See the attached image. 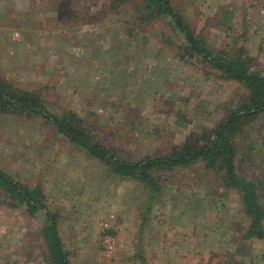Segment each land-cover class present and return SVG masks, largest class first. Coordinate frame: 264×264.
Listing matches in <instances>:
<instances>
[{"label": "rangeland", "instance_id": "obj_1", "mask_svg": "<svg viewBox=\"0 0 264 264\" xmlns=\"http://www.w3.org/2000/svg\"><path fill=\"white\" fill-rule=\"evenodd\" d=\"M170 2L207 50L240 54L264 74V0ZM140 8L137 0H0V80L55 115L74 113L119 158L147 160L212 138L246 89L192 50L168 17L143 20ZM242 126L236 172L264 203V115ZM0 169L44 204L32 211L0 185V264H50L48 216L69 264H113L125 259L120 230L137 215L117 228L108 216L138 211L147 225L161 217L173 238L194 242L190 258L200 264H264V239L243 237L240 191L203 161L152 169L147 186L112 173L41 114L7 105Z\"/></svg>", "mask_w": 264, "mask_h": 264}, {"label": "trees", "instance_id": "obj_2", "mask_svg": "<svg viewBox=\"0 0 264 264\" xmlns=\"http://www.w3.org/2000/svg\"><path fill=\"white\" fill-rule=\"evenodd\" d=\"M125 1V0H114ZM127 1V0H126ZM140 2L141 19L153 20L158 16H166L176 27L182 30L190 48L199 53L214 69L223 76L231 78L246 89V94L229 110L225 118L213 130L212 138H205L203 142L193 141L185 144L166 155L147 160L130 161L119 158L115 152L93 142L92 136L83 127L81 119L69 112L61 116L49 112L42 106L38 97L25 90L17 89L12 84L0 80V106H17L28 109L41 116L71 140L84 146L88 153L110 168L112 173L122 177H130L151 186L153 177L150 171L155 168L171 169L175 166L187 165L196 161H203L209 171L214 172L222 180L225 187L236 188L240 191L241 203L245 216L249 218V225L243 235L244 238L264 239V203L257 194L255 185L237 175L235 167L236 138L242 132L243 124L253 118L264 115V74L254 69L248 58L240 54L228 56L214 54L207 50L203 43L195 37L181 15L173 8L170 0H137ZM243 123V124H242ZM189 142V141H188ZM186 142V143H188ZM0 185L13 197L25 202L32 211L44 206L39 191L15 181L10 175L0 169ZM45 236L52 255L50 264H69L62 249L56 232L53 218L47 217Z\"/></svg>", "mask_w": 264, "mask_h": 264}, {"label": "crops", "instance_id": "obj_3", "mask_svg": "<svg viewBox=\"0 0 264 264\" xmlns=\"http://www.w3.org/2000/svg\"><path fill=\"white\" fill-rule=\"evenodd\" d=\"M136 215V224H132L127 230H120L119 246L121 252H123L125 256L122 254L119 255V258L125 259L115 260L113 264L201 263V258H190L191 255L189 251L192 252L194 242L190 244V239L186 236L185 240L183 238L179 239L178 237L173 238L175 235L173 234V226L168 222L165 228H163L164 224H162L161 217L158 221L155 219V224L153 225H150V223L147 225L146 215L141 216L139 211L137 214H122L121 212L112 213L109 214L108 219H110V221L114 223L115 228H117V226L120 225H116V223L119 224V222L125 220L126 217H132V220H135ZM143 218L146 219V222H142ZM175 233L177 232L175 231Z\"/></svg>", "mask_w": 264, "mask_h": 264}]
</instances>
